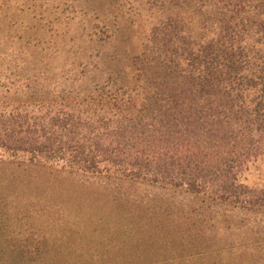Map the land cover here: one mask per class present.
Wrapping results in <instances>:
<instances>
[{
  "label": "trees",
  "instance_id": "trees-1",
  "mask_svg": "<svg viewBox=\"0 0 264 264\" xmlns=\"http://www.w3.org/2000/svg\"><path fill=\"white\" fill-rule=\"evenodd\" d=\"M0 0V162L114 176L264 215V0ZM157 18L90 82L123 20ZM157 16V17H156ZM103 57L101 58L102 63ZM251 245L200 264H264ZM27 264H48L32 255Z\"/></svg>",
  "mask_w": 264,
  "mask_h": 264
},
{
  "label": "rangeland",
  "instance_id": "rangeland-1",
  "mask_svg": "<svg viewBox=\"0 0 264 264\" xmlns=\"http://www.w3.org/2000/svg\"><path fill=\"white\" fill-rule=\"evenodd\" d=\"M111 28L119 13L111 0L80 3ZM93 14V15H94ZM157 17V16H156ZM157 18L123 20L118 38L96 50L101 81L135 52ZM264 186V160L243 181ZM238 212V211H237ZM234 213L204 197L114 176H91L40 165L0 162V264H27L40 255L48 264H200L201 254L251 245L264 255V215Z\"/></svg>",
  "mask_w": 264,
  "mask_h": 264
}]
</instances>
